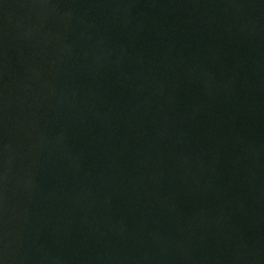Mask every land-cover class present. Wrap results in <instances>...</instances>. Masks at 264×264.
Instances as JSON below:
<instances>
[{
  "label": "water",
  "instance_id": "95a60500",
  "mask_svg": "<svg viewBox=\"0 0 264 264\" xmlns=\"http://www.w3.org/2000/svg\"><path fill=\"white\" fill-rule=\"evenodd\" d=\"M0 264H264V0H0Z\"/></svg>",
  "mask_w": 264,
  "mask_h": 264
}]
</instances>
